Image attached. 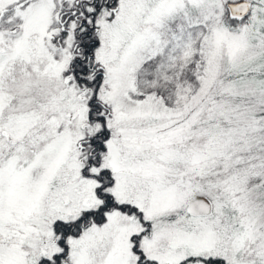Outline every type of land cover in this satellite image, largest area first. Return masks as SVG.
<instances>
[{
    "label": "snow or ice",
    "instance_id": "obj_1",
    "mask_svg": "<svg viewBox=\"0 0 264 264\" xmlns=\"http://www.w3.org/2000/svg\"><path fill=\"white\" fill-rule=\"evenodd\" d=\"M0 264H264V0H0Z\"/></svg>",
    "mask_w": 264,
    "mask_h": 264
}]
</instances>
